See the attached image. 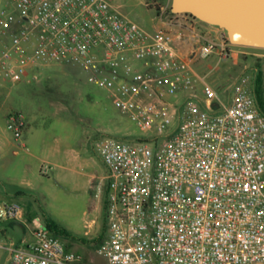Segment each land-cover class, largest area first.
Wrapping results in <instances>:
<instances>
[{
    "label": "built area",
    "instance_id": "obj_1",
    "mask_svg": "<svg viewBox=\"0 0 264 264\" xmlns=\"http://www.w3.org/2000/svg\"><path fill=\"white\" fill-rule=\"evenodd\" d=\"M12 1L16 11L0 17L5 79L22 81L50 62L78 64L151 133L98 142L108 227L98 254L107 264H264V111L249 75L224 101L192 66L228 58L235 45L202 37L173 12L168 24L193 34L147 31L107 0ZM148 4L169 15L159 0ZM26 125L22 111L8 115L17 139ZM22 214L18 202L0 200V221ZM9 251L11 264H87L48 228Z\"/></svg>",
    "mask_w": 264,
    "mask_h": 264
},
{
    "label": "rangeland",
    "instance_id": "obj_2",
    "mask_svg": "<svg viewBox=\"0 0 264 264\" xmlns=\"http://www.w3.org/2000/svg\"><path fill=\"white\" fill-rule=\"evenodd\" d=\"M107 1L147 31L170 29L162 24V19L172 17L171 4L166 6L169 15L162 18L158 15L157 7L148 4L151 0ZM15 11L16 5L12 0H0V17ZM173 18L176 21L182 19L181 16ZM196 21L202 28V37L217 42L228 39L223 28L208 24L215 29L209 31L203 28L205 22L197 18ZM171 30L193 34L189 29L178 26ZM7 41L8 38L0 36V50ZM191 46L188 42L182 49L187 52ZM248 56L241 52L236 62L232 56L219 59L213 54L206 59H195L192 66L206 75V80L224 101L230 99L233 83L241 75H249L250 89L264 106V74L254 72L253 68L259 67L260 63L249 60ZM132 62L141 64L136 60ZM34 74L22 81L12 82L0 73V104L6 110L15 106L25 113L36 114L37 111L40 126L60 135L64 147L78 155L79 160L72 163L73 169L64 171L62 177L52 172L44 189L42 186L36 187L39 193L43 191V196L40 195L42 199L39 197L28 210H24L16 236L37 228L46 229L47 222H51L54 226L52 232L61 237L69 248L81 253L87 264H107V260L98 254V246L108 233L105 196L102 195L107 168L99 154L98 142L105 138L144 140L151 133L141 129L116 105L111 92L99 87L92 74L78 64L50 62L40 65ZM4 118L0 116V130L5 124ZM6 129L14 136L10 129ZM8 243L6 235L0 231V264H7L5 246Z\"/></svg>",
    "mask_w": 264,
    "mask_h": 264
},
{
    "label": "crops",
    "instance_id": "obj_3",
    "mask_svg": "<svg viewBox=\"0 0 264 264\" xmlns=\"http://www.w3.org/2000/svg\"><path fill=\"white\" fill-rule=\"evenodd\" d=\"M159 1L165 6L172 2V0ZM179 16L182 17V19L179 20V24L189 28L192 27L194 31L200 35L202 28L199 27V23H197L196 19L184 14ZM162 20L163 25L165 24L168 25L170 29L172 28L166 20ZM203 24L204 23H202V25ZM203 28L209 31L215 30L207 23L203 25ZM232 50L231 56L236 62L241 52L247 53L249 54V60H255L260 63L259 67L253 68L254 72L261 71V73L264 74L263 48L235 45ZM36 69L37 68L32 69L31 74H34ZM196 71L202 75L199 70ZM202 85L203 83L201 81L197 82V91H199L201 96H203ZM49 102L51 105L52 98L49 99ZM12 111H22L26 115L27 125L22 136L18 139L8 133L6 129L8 128V115ZM35 112L36 114L38 113L37 111ZM36 114L32 112L25 113L22 108L15 106L10 110H6L0 104V116L6 117V119L4 118L5 124L3 127L1 126L0 130V200L18 202L22 206L23 212L24 210L26 211V209L28 210L29 206L34 204L39 197L43 196V191L39 193L36 187L42 186L44 189L47 180L52 177L50 176L52 172L55 176L62 177L63 174H65L64 171L73 169L72 163L79 160L78 155L69 152V149L64 147V140L60 135L50 133L48 129H43L40 126L39 117ZM102 195L104 194L102 193ZM22 216L15 220L0 221V231L6 235L9 242L5 246L7 250V255L5 256L7 264L9 262L11 263L9 247L12 244L22 245L32 238V231H29L27 234H22L19 236L20 238L16 236L18 235L17 225Z\"/></svg>",
    "mask_w": 264,
    "mask_h": 264
},
{
    "label": "water",
    "instance_id": "obj_4",
    "mask_svg": "<svg viewBox=\"0 0 264 264\" xmlns=\"http://www.w3.org/2000/svg\"><path fill=\"white\" fill-rule=\"evenodd\" d=\"M171 12L223 28L233 45L264 49V0H172Z\"/></svg>",
    "mask_w": 264,
    "mask_h": 264
},
{
    "label": "trees",
    "instance_id": "obj_5",
    "mask_svg": "<svg viewBox=\"0 0 264 264\" xmlns=\"http://www.w3.org/2000/svg\"><path fill=\"white\" fill-rule=\"evenodd\" d=\"M172 14H173V13H172ZM183 14L195 18L194 16H192V15L189 14V13H183ZM173 15H174V14H173ZM195 19H196V18H195ZM227 41H228V39H227ZM258 102H259V104H260L262 110L264 111V106L260 103V101H258ZM47 228H48L49 230H51V231L54 230V226L51 224V222H47ZM57 232H59V230H58Z\"/></svg>",
    "mask_w": 264,
    "mask_h": 264
}]
</instances>
